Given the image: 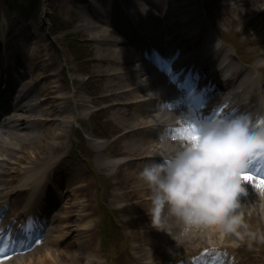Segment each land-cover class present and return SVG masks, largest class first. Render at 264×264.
Listing matches in <instances>:
<instances>
[{"label": "rangeland", "instance_id": "rangeland-1", "mask_svg": "<svg viewBox=\"0 0 264 264\" xmlns=\"http://www.w3.org/2000/svg\"><path fill=\"white\" fill-rule=\"evenodd\" d=\"M53 0L48 1V7L53 10ZM236 5H233L231 7V11H225L227 14L228 19L237 18L238 15H245L246 13H250L247 18V21L251 19V22L257 24V28H249V26H245L242 24L234 25V29H232L231 33H235L237 35L233 36L234 44L237 46H240L242 50L247 51L248 59L251 61L252 64L260 65L264 64V58H260L261 56H264V54L261 55L263 49L261 47L259 48L260 42L256 39V36H261L260 34H257L256 30L261 27V24L264 23V16L256 15V12L254 11L253 5H246L247 7H235ZM46 8V6H45ZM74 8V7H73ZM1 10V9H0ZM225 10V9H224ZM241 10H245V13H241ZM49 11V10H48ZM240 11V12H239ZM224 11L220 12L223 14ZM255 12V13H254ZM3 12L0 13L1 19L7 18L8 15L4 13V16H2ZM57 13L63 15V21L66 23L72 24L71 28L65 31L59 32L56 37L58 40L63 41L66 34L71 33L74 35L73 37L77 39L76 41L72 42V45L74 46L72 49L67 47V52L62 48L61 50L58 48V51H63L64 54L68 58V62L73 66V72L81 81H84L86 76H89L90 80L87 82H83V85L80 87L82 89V93L86 97V100H89L87 93H92L93 95H99L107 96V85H114L115 80L111 78H102L98 74L104 70V64L101 63L100 59H106L102 58L100 54H98V48L99 44L94 42H91L93 35L92 33H89L87 30H80L79 32L76 29L78 24H82L86 22V19L84 16H82L78 9L74 8V11L70 14H65L62 7L61 9L58 8ZM55 14V10L50 11V15L52 16ZM256 15V17H255ZM60 16V15H59ZM225 16V15H224ZM61 17V16H60ZM255 17V19H254ZM75 20V24L72 23V20ZM242 21L244 22V19L242 18ZM18 22L16 23L15 20H10V29L13 30L12 33H6L5 37L3 38V43L6 46L7 51L15 50L18 52V48L20 46V39L21 35L18 33V36L16 33L20 31L23 35L27 36L31 33V31H26L23 27L17 28ZM250 25V24H249ZM239 26L243 29L244 33H238ZM43 28H39L35 30L36 34H42L44 37H47V27L42 26ZM264 32V30H263ZM71 37V35H70ZM29 37H25V39H28ZM19 40V41H18ZM23 40V38L21 39ZM91 40V41H90ZM252 42V43H251ZM58 44V43H57ZM253 46H252V45ZM52 45V43H51ZM59 45V44H58ZM53 48H55L53 46ZM56 51V49H55ZM261 55V56H260ZM86 56V60H85ZM69 64V65H70ZM101 66V67H99ZM87 71V74L82 72ZM69 83V82H68ZM78 83H74V86H77ZM77 88V87H76ZM115 88V85L114 87ZM99 96H96V99L94 101L90 100L91 102H87V105L90 103H97L100 102ZM103 99V98H102ZM102 106H106L101 113L97 114H90L88 109L85 111H82L81 109H78V114L83 115V119H80L78 121H73L70 126L67 128H64L63 136L58 137V142L61 141L62 145L65 146V151H67L68 158L66 159L69 161V167H72L74 165L78 166L82 169L84 174H81L82 177H88L90 181H92L94 187L93 190L88 191L87 193L82 191H79L77 194L74 195L73 200H71L69 205L71 206L72 203H74L75 200H77V197H79V201H82V203H85L88 207L95 208L96 214L94 216L96 222L98 219H101L103 216L104 209L106 211L105 215L103 216V221L106 219H111L109 222L110 225H108L106 228H110V230H113L111 232V236L109 240L104 243L106 246V249L104 251H101L102 260L104 261L103 264H130V261L127 260L128 256L126 254H123L122 256H117L115 252L111 251L112 247L116 248H124V251H127V249L130 247L127 242H129V238L125 237L124 235L127 232V229L129 228L130 224L126 226H119L116 220L113 218L112 214V206L111 202L115 203L117 200L116 193H118V190H120V187L126 188L121 190L122 192H129L132 193L133 191H130L131 189L138 188L139 195L136 194L135 197H133L136 203V207L132 208H126L125 214H133L132 212L140 213V215L144 214V211L150 207L147 206L148 204H145L144 201H141L139 196L148 197L150 198V192L146 190V186L141 181V179L138 177L139 171L142 169L141 163H129L125 164L124 166H121L117 164V162L122 161L123 159H126V155H136L139 153H146V149L142 148L139 145H132L130 148V151H126V145L127 140L125 137H121L120 135L124 132L121 128H123L125 125L123 123H126L125 118L123 117L122 124L118 125V122L115 121L116 114L114 111L109 109L107 107L110 104V99L108 101L103 99ZM85 112V113H83ZM103 123V124H101ZM125 128V127H124ZM87 136V138L85 137ZM137 137V136H136ZM61 138V139H60ZM49 140V139H48ZM51 143L46 141V137H42V141L37 143H28L25 142V144L22 143L20 149L22 150L20 153H22L23 157H27L29 155L35 156L39 155L42 159L49 158L53 155H57L56 151L53 150V146L51 147ZM97 147V149H96ZM62 153V152H59ZM30 156V157H31ZM133 157V156H130ZM116 162L115 164L112 163ZM141 167V168H140ZM89 172V173H88ZM93 172V173H90ZM129 174H132L133 178L132 180L127 183L128 181L125 180L126 177H128ZM14 179V178H13ZM12 179V180H13ZM107 180L109 179V183H105L104 186H101V180ZM85 184V182H84ZM128 193V194H129ZM77 195V197H76ZM145 195V196H144ZM25 195H22V199H25ZM260 202L258 203V207H249L250 214H246L244 216V219L246 223L249 226V229L252 231H256L257 233L264 234V214L262 213L264 206V199L262 201V198L259 197ZM150 202V201H149ZM105 205H104V204ZM134 203V202H133ZM103 207V208H102ZM79 208V207H78ZM73 213L68 214L66 212V208H64L61 213V216L67 215V218H74L72 220V230L77 229L76 225L79 223V219H75V216L77 215V210ZM103 211V212H102ZM111 211V213H110ZM118 217H120V213L116 214ZM149 217V216H148ZM119 220V219H117ZM128 220V219H127ZM141 221H147L151 222L149 219H140ZM82 223V221H81ZM115 223V224H114ZM60 227L62 226L60 222H58ZM58 225V226H59ZM66 224H63V226ZM206 224H193L189 227H185V236L176 235L175 237H171L170 239H162L160 236H154L152 238L157 240V246L154 247V253L153 257L154 259H158L162 261V264L169 263L173 260H185L186 262H191V260H195L199 258L202 254V250L204 248L208 247L209 241H214L215 244L220 245L223 247L221 250L222 252H225L229 249L228 246L234 245L235 250L229 249V253L234 252V254L240 255L242 264H264V241L256 240L252 241V247H248L247 242H238L239 239L234 234H229L221 232V238L218 236V239H216V235L212 237L214 234L213 229L205 230L201 227ZM128 226V227H127ZM199 227V228H198ZM201 227V228H200ZM96 228V226H95ZM175 228V226H169L167 225L166 230ZM65 228H62V230L59 232V234L64 231ZM97 229V228H96ZM192 229V230H191ZM196 229V230H195ZM191 230V231H189ZM166 232V231H165ZM53 236V234H52ZM101 237V235H99ZM99 239V238H97ZM216 239V240H212ZM98 241V240H97ZM121 241L125 245L121 247V244H119ZM235 242V243H234ZM44 243L41 247L34 249L33 251H29L28 254H32L33 263L42 264L41 261L46 258V253L49 252L52 254V258L58 261V259H62L64 256V251L66 249H63L60 245L56 246L54 245L53 241L48 242L47 245ZM120 246H119V245ZM239 246V247H238ZM81 250V249H80ZM72 251L71 248H69L65 252V259L69 256V253ZM73 249V253H74ZM230 254L229 256H231ZM28 256V255H27ZM170 256V257H169ZM235 256V255H234ZM201 258V257H200ZM48 257V261H49ZM77 264H98L96 260H91L90 262L86 259V257L81 256L80 253L76 256V260H74ZM48 263H51L49 261ZM161 263V262H160ZM191 264V263H190Z\"/></svg>", "mask_w": 264, "mask_h": 264}, {"label": "bare ground", "instance_id": "bare-ground-1", "mask_svg": "<svg viewBox=\"0 0 264 264\" xmlns=\"http://www.w3.org/2000/svg\"><path fill=\"white\" fill-rule=\"evenodd\" d=\"M174 1L175 0H164L161 3L163 5V8H165L166 10L169 7L168 16L176 20V23L172 25L170 29L172 32L173 27L175 26L177 27V29H175L177 33H174V36L177 39L181 35V30L183 27L182 24L187 23V21L185 20L189 18V21L191 23L197 24V22L200 20V17L196 13H193L194 6L197 0H177L178 4L176 6L173 5ZM107 2L108 3L103 6H102V3L100 4L101 6H98L99 8L103 7L101 9V12L99 11V8H97V5L96 4L94 5V8L96 9V15L101 17L104 20H106L107 18L106 13L108 15V10L111 11L109 12V14L110 13L114 14L117 8L115 0H111L110 2L109 0H107ZM255 4L258 7L259 5L264 6V0H259ZM153 5H154V1L149 0V2H146V6L141 5L140 9L141 11H146V10L150 11L149 8L151 7V12H150L151 14L153 12L152 11ZM171 6L174 7V9ZM68 10H71V7H68ZM137 11L139 12V10ZM122 13L123 12H121V16L119 14V20H117V22L122 21ZM190 14H191V17H190ZM261 14L262 15L264 14V10L262 11ZM148 16L150 15L148 14ZM168 16H167V13H163L160 15L159 18L165 21L167 20L166 18H168ZM90 19L93 22L87 21L85 25V29L87 31L94 32L92 39L93 41H96L100 45V47L98 48V54H100L102 58L103 57L106 58V59L99 60L101 63L107 66H105V69L102 70L98 75L105 79L111 78L115 80L114 82L115 88H113L114 85L108 84L106 91L108 92L107 96L110 97V101H111V105L109 109L110 110L112 109L114 113L116 114V116L118 117V118L115 117L114 120L117 121L118 125L120 126L123 124L125 125L124 126L125 128L124 127L121 128L122 130H124V132L120 135V138L125 137L126 139H128L125 150L130 151L131 150L130 147L132 145H139L142 148L146 149L147 151L152 150V149L154 150L156 148H161L162 144L167 147L170 146L172 142H170L169 140H165V139H169L168 137L163 136V140L158 141V140H153V134L148 135V129L151 128V124L156 122L157 119H161L166 115V114L165 115L158 114L160 110H153V109L145 108V106L148 105V100L145 99L146 97H151V96L160 97L162 93H165L159 90L158 88H156L157 86L164 88L163 86H160L163 83L162 75L160 74V72H158V70L155 71L153 68L148 66L145 63V61L142 59V56L139 55L136 49L135 51H131V50L128 51V46H126V41L120 38L121 35H119L117 27L111 28V24L108 21L104 23L101 19H95L93 16H91ZM136 19L140 23L139 24L137 22V27L139 28L140 26L143 32L149 35V32H147V29L144 23L142 22V20L139 17ZM190 22H188V25L190 24ZM82 26L84 28V25ZM78 28L79 26L76 27V29ZM34 40L35 41H33L32 45L30 46L28 50L30 63L32 59L38 58L44 52L43 42L46 41V39H44L41 34L35 36ZM43 61L45 63L43 66V69L35 70V72L38 74L53 70V67L56 64V59L54 57H44ZM8 64H12V62ZM8 64H4L2 67L3 77L4 76L6 77V75L9 73V68H11ZM19 67H21L22 70H28V71H25L24 73L19 72L20 76L21 74H27L28 72L34 73V68L32 65L22 64ZM55 75H56L55 73L51 74V76H55ZM252 80L254 81V79ZM16 83L19 86H23V87L27 86L26 83L21 80V78L17 79ZM142 84H143V89L137 88V86L142 85ZM251 85L252 83H250L248 79L241 82V88H244L243 95L245 97L248 96L247 92L250 90ZM47 92L55 99V102L53 105L52 104L53 99L48 98V97H44L41 100L42 107L39 108L37 112L42 116V118L31 117L25 114L19 115L17 113H13L11 115V119H14L18 126L21 125L20 124L21 122H25L26 124L29 125L31 129L36 131V133L29 135L28 141H31L32 143L40 142L42 141V136H45L46 141L49 142V144L51 143V145L55 147L53 140H54V137L56 136V133L60 131L61 129H63L64 127L70 126V124L73 121L81 119V116L78 114V109H81L82 111H84L87 108L86 104L84 103L86 99L83 96V93H80V92L74 93L69 87L63 86L62 84H59L57 86H49L48 89H44L42 91V93H47ZM258 94L259 93H257L253 98H248V100L251 101L252 107L256 108V106L260 102V100L258 99ZM30 97L34 99L35 102H38L36 95H31ZM28 99L29 98H27L26 100L28 101ZM57 99L59 100L58 104L56 102ZM29 105L31 104L29 103ZM70 106H73V109L71 111L69 110ZM149 110H153V112L156 111L155 112L156 115L155 114L151 115ZM179 113L181 114L180 111ZM123 117L125 118L126 123L122 124L121 119ZM182 135L183 134H181V136ZM173 140L175 143H173L172 145H176L178 140L183 141L182 138H179V139L173 138ZM6 150L7 151L5 154H13L12 150L8 148ZM0 151L3 152L2 150ZM5 157L7 159H10L13 156L5 155ZM6 158H4L3 160H6ZM52 162L53 163L49 165V168H50L49 173L53 177L52 180H55V182L57 183L56 187L64 188L65 186L64 188L65 194L68 195L69 192L71 194V191L74 190L73 187L75 183L76 184L78 183V177L75 180L71 179V176L67 174V172L65 171L63 167V165L65 164V161L63 160L54 161L53 160ZM15 166L17 169H19L20 163L16 162ZM27 167H32V166H27ZM22 170H23L22 174H25V175L29 174L27 168H23ZM2 172L7 173L6 171H2ZM14 173L19 174L18 172H14ZM45 176H46V169L43 168L40 173L36 172L35 175L31 178V184L34 183L35 181H36V184L37 182H40V181L45 183V180H46ZM28 181L29 179L28 177H26L21 180V184L28 185ZM85 183H86L85 185H78L79 190L81 189L86 193L90 190H93L94 185L92 181H90L89 178L85 179ZM252 183L254 185H257L255 181H253ZM45 186H47V181L45 183ZM14 188H12L13 190L10 189L11 190L10 193L12 192L18 193L19 191H23V192L25 191V189H19V188L14 189ZM4 190L5 189L2 188L0 185V199L7 197L6 195L12 196L10 195V193L4 194L3 193ZM137 194H140V193L137 192ZM134 195H136V191L133 193L132 196ZM42 199H43V195L39 196V198L36 201H34L33 204L30 203V200H27L24 203L22 209L24 208V210L26 211L30 207V212H31L29 215L30 218H32V214L36 211L40 213L45 211L44 209L45 200L43 201ZM63 201H64V198H63ZM144 203H147V202H144ZM1 205L3 209H6L7 208L6 200L3 202H0V206ZM76 208L82 209V211L78 210L79 216L92 217L93 214L94 216L96 214V212L93 213V209H91V207H88L86 204H82L81 201L79 200L75 201L71 206H67L65 211L66 212L68 211L69 212L68 214H70L76 211ZM262 209H263L262 213L264 214V206L262 207ZM87 210H89L90 213L80 214V213H83V211H87ZM146 210L144 211V213H146ZM93 219L86 221L83 227H81L79 230H75V232L82 231L84 234H86V236H84L86 240L82 242L78 241L77 243L81 247L80 255L86 257V259L89 262L91 260H97V257H98L97 251L95 249V237H94L95 234L93 231L94 230L93 223H95L96 220L95 219L93 220ZM128 219H130L131 227L133 228L132 235L134 236H133V246L132 247H133V250H137L139 240H142L143 237H147V234L144 233L143 231L148 232L149 228H151V222H147L146 220L145 221L140 220V219H149L147 214H142V215L134 214L133 216H130ZM61 221L66 223V227L72 226L69 222V218H67V215L62 216L60 223H62ZM176 223H179L180 225V223L182 222L172 218L169 220L168 225L177 227V225H175ZM189 226L191 225H187L186 227H189ZM201 227L205 228V229L203 228L204 229L203 231L208 230V229L210 230L213 229L214 234L212 235V237H214L215 234H217L216 239H218V236H221V231L219 230L217 226L206 224ZM59 230H60V227L55 228V231H59ZM185 231L186 229L183 231H180L181 232L180 236H185ZM76 235L77 234L75 233V236ZM154 236L155 234H153V237ZM57 239L58 238H54V241H57ZM69 247L73 248L74 246L70 245V246L65 247L66 250L64 251V256L62 258V261L59 259L60 264H77L74 260H76V256L79 254V252L73 253V250H72L69 253V256L67 257V259L64 258L65 252L69 249ZM221 254L222 253H220V255ZM46 255L48 256H46L45 259H48V257L50 259H53L51 253L47 252ZM212 259L217 260L216 256H212ZM197 261L198 260H195L194 264H196ZM46 262L47 261L43 260L42 264H46ZM233 262H234L233 260L229 261V259L227 258H224V260L221 259L222 264H233ZM199 264H202L200 260H199Z\"/></svg>", "mask_w": 264, "mask_h": 264}, {"label": "clouds", "instance_id": "clouds-1", "mask_svg": "<svg viewBox=\"0 0 264 264\" xmlns=\"http://www.w3.org/2000/svg\"><path fill=\"white\" fill-rule=\"evenodd\" d=\"M257 154H264V114L240 109L200 122L182 148L147 162L138 173L150 192L152 226L166 230L174 218L186 226H217L248 247L264 241V234L249 229L241 201L248 189L240 174ZM254 188L264 196V185Z\"/></svg>", "mask_w": 264, "mask_h": 264}, {"label": "snow or ice", "instance_id": "snow-or-ice-1", "mask_svg": "<svg viewBox=\"0 0 264 264\" xmlns=\"http://www.w3.org/2000/svg\"><path fill=\"white\" fill-rule=\"evenodd\" d=\"M181 131L186 136V138H191L197 134V125L195 123H191L187 126V128ZM261 155H264V154H257V157ZM256 158L252 160L251 166L255 162ZM240 175H241V178L246 182L256 181L257 185H264V176H257L254 172L249 171V170L242 172Z\"/></svg>", "mask_w": 264, "mask_h": 264}]
</instances>
